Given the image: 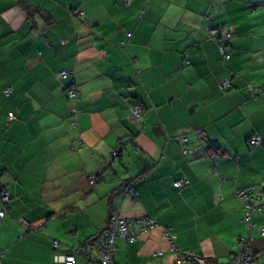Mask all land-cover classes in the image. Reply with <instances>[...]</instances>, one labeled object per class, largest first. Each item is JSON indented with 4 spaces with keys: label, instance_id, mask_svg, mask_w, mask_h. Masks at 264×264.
Listing matches in <instances>:
<instances>
[{
    "label": "crops",
    "instance_id": "0c3cea01",
    "mask_svg": "<svg viewBox=\"0 0 264 264\" xmlns=\"http://www.w3.org/2000/svg\"><path fill=\"white\" fill-rule=\"evenodd\" d=\"M263 84L264 0H0V264H66L55 255L79 248L72 264H101L91 240L114 208L158 225L118 237L113 264H230L241 239L264 264ZM256 185L250 231L236 191Z\"/></svg>",
    "mask_w": 264,
    "mask_h": 264
},
{
    "label": "built area",
    "instance_id": "2783aa9c",
    "mask_svg": "<svg viewBox=\"0 0 264 264\" xmlns=\"http://www.w3.org/2000/svg\"><path fill=\"white\" fill-rule=\"evenodd\" d=\"M131 0H123L125 4H129ZM229 32H223L220 27H212L208 32V37L213 40H218L221 38L229 37ZM130 36V33H128ZM219 51L223 58H228V51L225 46H220ZM68 76V72L65 70H61L57 73V77L66 78ZM231 85V79H223L219 82V87L224 89ZM264 92V84L258 87L254 93V95H258ZM3 93L6 95L11 93V88L7 87L3 90ZM66 93L69 98H78L79 91L77 86H69L66 88ZM79 113L77 108L71 109V114L73 117V124H75L76 117ZM144 115V107L140 103H136L132 106L130 112V120L136 121L140 119ZM16 119V115L13 112H9L7 115V122ZM182 142H186V138L182 139ZM262 142L261 137L258 135H254L250 138V143L252 145H259ZM182 152L184 154L192 152L190 149L185 148L182 146ZM117 152L114 151L111 156H116ZM95 179L92 178L90 183H94ZM189 181L186 178L175 179L173 181L174 187L181 189L186 186ZM126 191L128 193L133 194V189L131 187H127ZM259 191V186H249L244 187L242 189H238L236 191L237 197L241 199L244 207V216L243 222L245 223L246 227L251 231L253 228V224L251 222V212L256 209L255 201L257 198V193ZM9 199V195L7 193L1 194V200L3 202H7ZM5 211L3 209L0 210V217H3ZM19 222L27 226L28 222L25 219H19ZM156 220L149 216L139 217V218H131V219H124L119 216L117 209L114 208L111 210L110 219H109V226L101 231L92 241V246L96 251V259L101 264H113L115 261V249H116V240L118 237H123L128 240H135L138 238L141 233L149 231L157 226ZM29 229V228H28ZM259 235H264V227H260L258 229ZM167 240L170 244L172 249L175 248V235L170 233L169 230L166 232ZM241 242V249L239 252L232 255L230 259V264H250L251 261L255 258V252L245 243L244 239L240 240ZM58 245L57 241H53L52 247L56 248ZM81 249H76L72 253L69 254H56L55 260L61 261L66 264H72L74 262L75 256L77 254H81ZM157 255H161V251L155 252ZM175 264H218L214 262L207 261L203 256L197 255L195 253L189 251H179L176 254V261Z\"/></svg>",
    "mask_w": 264,
    "mask_h": 264
},
{
    "label": "trees",
    "instance_id": "16d2710c",
    "mask_svg": "<svg viewBox=\"0 0 264 264\" xmlns=\"http://www.w3.org/2000/svg\"><path fill=\"white\" fill-rule=\"evenodd\" d=\"M249 143H250V140H249ZM251 144V143H250ZM252 145V144H251ZM244 188V187H243ZM242 189V188H241ZM111 214V213H110ZM106 229V228H105ZM93 241V239L91 240V242ZM179 252V251H178ZM177 252V253H178ZM207 261H210V262H214V263H217L215 260H211V259H207V258H205Z\"/></svg>",
    "mask_w": 264,
    "mask_h": 264
},
{
    "label": "water",
    "instance_id": "95a60500",
    "mask_svg": "<svg viewBox=\"0 0 264 264\" xmlns=\"http://www.w3.org/2000/svg\"><path fill=\"white\" fill-rule=\"evenodd\" d=\"M117 156V155H116ZM116 156H112V158L116 157Z\"/></svg>",
    "mask_w": 264,
    "mask_h": 264
}]
</instances>
